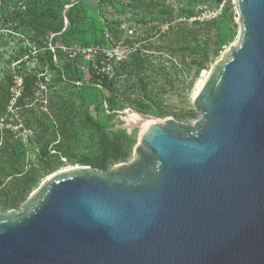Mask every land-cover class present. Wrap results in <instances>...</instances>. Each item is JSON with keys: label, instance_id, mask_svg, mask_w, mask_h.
<instances>
[{"label": "water", "instance_id": "water-1", "mask_svg": "<svg viewBox=\"0 0 264 264\" xmlns=\"http://www.w3.org/2000/svg\"><path fill=\"white\" fill-rule=\"evenodd\" d=\"M234 4L240 42L192 100L201 117L0 211V264H264V0Z\"/></svg>", "mask_w": 264, "mask_h": 264}, {"label": "rangeland", "instance_id": "rangeland-1", "mask_svg": "<svg viewBox=\"0 0 264 264\" xmlns=\"http://www.w3.org/2000/svg\"><path fill=\"white\" fill-rule=\"evenodd\" d=\"M52 1L64 9L71 7L74 22L70 26L61 14L58 30L36 36L25 24L15 26L13 19L20 13L15 15L13 7L2 6L4 1L0 0V86L5 90L4 94L0 91L2 212L20 210L21 204L51 175L88 166L77 161L79 156L96 153L91 138L94 128L85 118L109 137L126 135L119 140L128 146L127 157L108 169L134 156L141 128L129 126L126 119L132 113L146 115L144 120L154 122L172 118L193 124L201 116L192 100L214 65L240 42L241 27L234 0H223L218 5L215 0H153L147 9L130 0ZM23 2H19L21 12L25 10ZM195 44L199 45L195 52L185 51L183 56L170 53L171 47L191 48ZM134 49L139 50L141 57L130 56ZM95 51L101 55L97 57ZM203 54L207 59L199 67L193 61L200 60ZM123 61L131 72L121 73L117 67L120 75L115 77V87L127 90L128 99L108 107V92L96 76L110 77L113 68ZM25 79L30 83L25 96H21ZM60 98L69 100L74 112L59 107ZM62 111L69 116L66 124L75 131L73 141L69 137L75 157L68 159L50 151L49 158L59 159V167L41 178L24 199L11 202L19 189L9 183L5 172L13 157L10 148L19 153L17 168L28 171L41 158V142L63 139L53 121L54 115Z\"/></svg>", "mask_w": 264, "mask_h": 264}, {"label": "trees", "instance_id": "trees-1", "mask_svg": "<svg viewBox=\"0 0 264 264\" xmlns=\"http://www.w3.org/2000/svg\"><path fill=\"white\" fill-rule=\"evenodd\" d=\"M4 1L2 6H10L13 7V13L16 16L13 20L16 23L15 26H20L25 24L28 26L29 31L32 32L36 36H42L45 32L51 29H59L62 25V17L61 14L67 19L69 25L73 24L74 14L72 12L71 7L64 9L61 4H56L52 0H24L22 3V7L25 8L24 11L21 12V4H19L20 0H12L9 2L7 0ZM133 5L138 3L139 6H143L144 8H149L150 5H153V0H130ZM223 0H215V3L218 5ZM229 1V0H227ZM60 16L58 19L57 17ZM199 45L195 44L193 47L189 48L187 46H175L171 47L170 53L173 56H183L185 51L195 52L198 50ZM99 57L101 54L99 51H95V54ZM131 57L135 59L141 57V54L138 49H134L130 53ZM207 57L203 54L200 60L193 63H196L199 67L203 65L206 61ZM108 64H110V59H107ZM100 61V60H99ZM98 62V61H97ZM126 62L123 61L118 66H115L112 70L111 76L108 77L106 74H100L96 76L99 78V84L102 88L107 90L108 98H107V105L108 107L114 105L116 101H120L123 99H128L127 90H119V88L115 87V77L120 74H117V67L120 68V72L123 71L131 72L129 69V65L125 64ZM101 67V66H100ZM105 67V64H104ZM103 67V68H104ZM128 68V69H127ZM139 80V79H138ZM141 80H139L140 83ZM29 81L25 79L22 85V92L21 96H25L29 87ZM133 85H130L129 88H132ZM144 87V86H143ZM128 88V89H129ZM1 94L5 93L3 87L0 86ZM19 99H16V101ZM59 107L64 109L65 107L68 108V112H74V108L72 103L67 100L60 98L59 100ZM72 107H71V106ZM71 107V108H70ZM72 109V110H71ZM68 115L64 113V111L60 112L59 114L54 115L53 121L55 122L56 129L62 135L63 139L56 141H43L41 142V146L39 148V155L40 160L35 166H30L29 170L26 172H22L17 168L18 160L17 155L19 153L14 151L13 148H10V152L13 155L12 158L8 161V167H6L5 172L6 175L10 177L9 183L14 187L19 189V193L12 196L11 202H16L18 199H24L25 196L30 192L32 187L37 184V182L43 178L44 176L49 175L53 171H55L59 165V159L51 160L48 156L50 151H54L57 155H60L64 158L70 159L71 157H75L72 154V143H69V137L72 138L73 141V134L74 130H70L69 125L66 124V120L68 119ZM89 123L92 124L94 128V132L91 136L92 142L96 146V153L94 156H79L77 161L81 165H88L92 168L100 169V170H107L108 167L117 161L124 160L128 155V146L125 145V142L119 140L120 137H126L125 134H117L114 137H109L101 127L97 126L96 124L92 123L88 118H85ZM53 143V144H52ZM50 145V148H49Z\"/></svg>", "mask_w": 264, "mask_h": 264}, {"label": "bare ground", "instance_id": "bare-ground-1", "mask_svg": "<svg viewBox=\"0 0 264 264\" xmlns=\"http://www.w3.org/2000/svg\"><path fill=\"white\" fill-rule=\"evenodd\" d=\"M148 118V117H147ZM147 118H144L138 114H135V113H132L127 120L129 126H132V125H139L140 128H141V133L144 129H146L150 124L154 123V121L152 120H144V119H147ZM140 133V135H141ZM140 137V136H139Z\"/></svg>", "mask_w": 264, "mask_h": 264}]
</instances>
